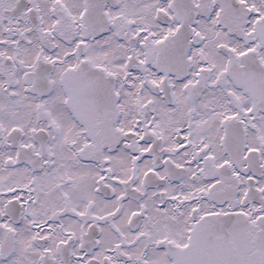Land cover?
Instances as JSON below:
<instances>
[{
  "label": "snow or ice",
  "instance_id": "obj_1",
  "mask_svg": "<svg viewBox=\"0 0 264 264\" xmlns=\"http://www.w3.org/2000/svg\"><path fill=\"white\" fill-rule=\"evenodd\" d=\"M0 264H264V0H0Z\"/></svg>",
  "mask_w": 264,
  "mask_h": 264
}]
</instances>
